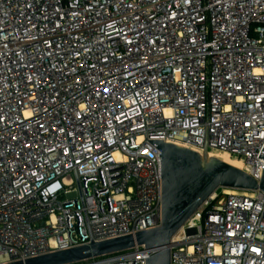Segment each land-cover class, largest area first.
<instances>
[{"label": "built area", "instance_id": "1", "mask_svg": "<svg viewBox=\"0 0 264 264\" xmlns=\"http://www.w3.org/2000/svg\"><path fill=\"white\" fill-rule=\"evenodd\" d=\"M149 140L260 182L264 0H0V264L160 227ZM170 258L264 264V192L218 189ZM72 264H146V246Z\"/></svg>", "mask_w": 264, "mask_h": 264}, {"label": "water", "instance_id": "2", "mask_svg": "<svg viewBox=\"0 0 264 264\" xmlns=\"http://www.w3.org/2000/svg\"><path fill=\"white\" fill-rule=\"evenodd\" d=\"M149 141L162 151L160 227L8 264H72L137 245L146 246V264H171V239L218 189L264 192V169L259 182L244 170L209 156L206 149L202 154L164 140ZM259 157L264 159V147Z\"/></svg>", "mask_w": 264, "mask_h": 264}, {"label": "bare ground", "instance_id": "3", "mask_svg": "<svg viewBox=\"0 0 264 264\" xmlns=\"http://www.w3.org/2000/svg\"><path fill=\"white\" fill-rule=\"evenodd\" d=\"M201 153V152H200ZM203 154V153H202ZM209 156L211 157H216L232 166H235L237 168H240V169H244V165H243V162L239 159H236L232 156H230L228 153L226 152H222V151H210L209 152Z\"/></svg>", "mask_w": 264, "mask_h": 264}, {"label": "rangeland", "instance_id": "4", "mask_svg": "<svg viewBox=\"0 0 264 264\" xmlns=\"http://www.w3.org/2000/svg\"><path fill=\"white\" fill-rule=\"evenodd\" d=\"M219 193V192H218ZM220 194V193H219Z\"/></svg>", "mask_w": 264, "mask_h": 264}]
</instances>
